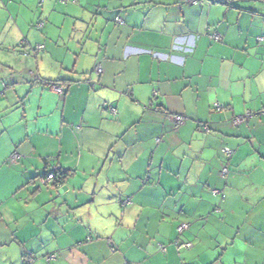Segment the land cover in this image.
Segmentation results:
<instances>
[{"label": "crops", "instance_id": "1", "mask_svg": "<svg viewBox=\"0 0 264 264\" xmlns=\"http://www.w3.org/2000/svg\"><path fill=\"white\" fill-rule=\"evenodd\" d=\"M0 264H264V0H0Z\"/></svg>", "mask_w": 264, "mask_h": 264}, {"label": "built area", "instance_id": "2", "mask_svg": "<svg viewBox=\"0 0 264 264\" xmlns=\"http://www.w3.org/2000/svg\"><path fill=\"white\" fill-rule=\"evenodd\" d=\"M197 1H199V0H186L187 3H195V2H197ZM115 20L118 21V22H122L121 19H120L119 17H115ZM42 24H43L42 22H39V23H37V26H38V27H41ZM208 36H209V38L212 39L213 41H219V40L221 39V36H220L219 34H217V33H213V32H208ZM43 47H44V45L40 44V45H37L36 49H37V50H41V49H43ZM100 71H101V69H100L99 67H97V68H96V73L98 74V73H100ZM48 86H49V88H50L53 92H55V93H57V94H59V95H61V94H63V93L65 92V87H64L63 84H60V83H50ZM213 106H214V108H218V109L221 108V105H219V103H214ZM106 108L108 109V111H109L112 115H115V114H116V108H115L114 106H112V105H107ZM169 117H170L171 121L173 122L174 127H177V126L183 124V123L185 122V120H186V117H185L184 115H180V114H171V115H169ZM237 120H240V119H237ZM223 151H224V154H225L224 156H226L227 159L230 158L231 153H232V150H230V149H228V148H224ZM18 158H19V155H17L16 153H14V154L12 155V157H11V161H12V162H15V160L18 159ZM226 172H227V168L224 167V168L222 169V173L225 174ZM53 178H54V174H53V172H51V171H47V172L41 177V182H42L43 184H47V183L51 182V181L53 180ZM127 202H128V201H127ZM187 229H188V224L185 223V222H182V223L178 224V226H177V232L180 233V234L183 233V232H184L185 230H187ZM173 244L176 245V246H179V242H178V241H175ZM191 245H192V244L189 243V242H186V243H182V244H180V246H181L182 248H189ZM180 246H179V247H180ZM159 250H160L161 252H166V247L163 246V245H159ZM46 259H47V260L54 259V255H53V254H50V255H48V257H47ZM32 260H33V259H32L31 256H27V257H25V261H26V263H29V262H31Z\"/></svg>", "mask_w": 264, "mask_h": 264}, {"label": "trees", "instance_id": "3", "mask_svg": "<svg viewBox=\"0 0 264 264\" xmlns=\"http://www.w3.org/2000/svg\"><path fill=\"white\" fill-rule=\"evenodd\" d=\"M117 17V16H116ZM116 21V20H115ZM122 21V20H121ZM118 22V21H117ZM119 23H122V22H119ZM48 171H51V172H53V174H54V178H53V180L51 181V182H49V183H47V184H43L42 182H41V177L43 176H41V177H39V180H40V185L41 186H44V187H49V186H52V185H55L56 183H59V182H61L66 176H67V172H64V171H62V170H48ZM46 173V172H45ZM186 223V222H185ZM188 224V223H187ZM189 227V226H188ZM186 231V230H185ZM178 233V232H177ZM178 234H180V233H178ZM190 243V242H189ZM174 245V244H173ZM176 246V245H175ZM180 246V245H179ZM178 248H182L181 246L180 247H178ZM54 255V254H53ZM24 256L25 257H27L28 256V254H24ZM48 257V256H47ZM47 260V259H46ZM47 261H49V260H47Z\"/></svg>", "mask_w": 264, "mask_h": 264}, {"label": "rangeland", "instance_id": "4", "mask_svg": "<svg viewBox=\"0 0 264 264\" xmlns=\"http://www.w3.org/2000/svg\"><path fill=\"white\" fill-rule=\"evenodd\" d=\"M39 180V179H38ZM39 184H40V181H39ZM41 186V185H40ZM41 187H43V186H41ZM157 253H160L159 251H157ZM159 255H161V254H159Z\"/></svg>", "mask_w": 264, "mask_h": 264}]
</instances>
